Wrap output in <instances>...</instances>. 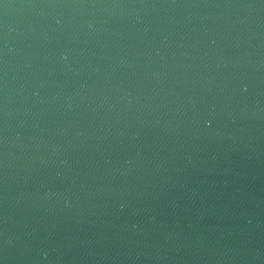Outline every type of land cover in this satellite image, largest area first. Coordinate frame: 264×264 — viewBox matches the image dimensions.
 <instances>
[{"label":"water","instance_id":"water-1","mask_svg":"<svg viewBox=\"0 0 264 264\" xmlns=\"http://www.w3.org/2000/svg\"><path fill=\"white\" fill-rule=\"evenodd\" d=\"M0 264H264V0H0Z\"/></svg>","mask_w":264,"mask_h":264}]
</instances>
